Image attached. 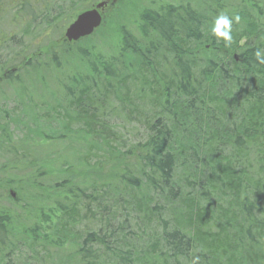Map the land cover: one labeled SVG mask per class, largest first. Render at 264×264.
Wrapping results in <instances>:
<instances>
[{
    "label": "trees",
    "instance_id": "1",
    "mask_svg": "<svg viewBox=\"0 0 264 264\" xmlns=\"http://www.w3.org/2000/svg\"><path fill=\"white\" fill-rule=\"evenodd\" d=\"M96 1L0 0V264H264V0Z\"/></svg>",
    "mask_w": 264,
    "mask_h": 264
},
{
    "label": "rangeland",
    "instance_id": "2",
    "mask_svg": "<svg viewBox=\"0 0 264 264\" xmlns=\"http://www.w3.org/2000/svg\"><path fill=\"white\" fill-rule=\"evenodd\" d=\"M100 1H105V0H98V2H100ZM108 1H110V0H108ZM112 1H115V0H112ZM130 1L134 2V0H130ZM140 1H143V4H146V5H149L153 2L154 6H157L158 2H162V3L163 2H171V0H140ZM96 4H97V1L94 2L93 4L90 2L87 4V7L91 8L90 7L91 5L94 6ZM123 10L126 12V9H123ZM134 11H136V7L134 8ZM77 14L78 13H76V15ZM101 14H102V24H105L106 26L108 25L109 22H111V20H114V18L116 16H118V14L116 13V9L113 6H111L110 4H107L105 7L102 8ZM76 15H74L73 19L75 18ZM132 26H133L132 23H130V22L126 23V28L129 32H131L132 34H135V33L138 34L137 31L135 30V28H133L134 26L133 27ZM105 29L107 30V27ZM96 38H98V40H95ZM94 41L98 42L97 45H100V41H101V46H98V47L101 51H103V50H106V48H107L106 43L109 41V39L108 38H101L100 36L96 35V36H94ZM69 45L73 46L74 44H69ZM82 45L85 46L86 45L85 42H83ZM4 54L5 55H11L12 50L4 51ZM72 71H73V69L71 67H68L67 69L65 68V70L63 71L64 72L63 74L59 73L58 75H53V76L49 77L48 83H49V80H52V79H53V81H55L54 83L53 82L49 83L51 86L50 90H51L53 95H56L58 98H61L60 85L57 81V78L59 77L60 79L64 80L65 79L64 76L69 75ZM7 93H8V96H6V98H8L9 100L10 99L12 100V97L9 94V91H7ZM8 104L10 107H14V105H15L12 101H10ZM116 120L118 121V123H120L119 124L120 127L122 129H124L125 131H131L132 130V126H127V125L122 124L121 120L118 119V117ZM19 131L20 130H17L15 134H16V137L21 138L23 136L24 132L19 133ZM9 157L10 156H8L7 154L0 152V166L3 164H7V163L12 165L10 161L8 162ZM23 170H24L23 167L20 166V164H19V166H16V168H12V169L8 168L5 170V172L0 171V178L2 176H4V177H6V176H19L20 177L22 175ZM18 171H19V173H18ZM16 197H17L16 193L14 191H11V198L14 199ZM0 203L9 206V204L11 202L7 199H5V200L1 199Z\"/></svg>",
    "mask_w": 264,
    "mask_h": 264
},
{
    "label": "water",
    "instance_id": "3",
    "mask_svg": "<svg viewBox=\"0 0 264 264\" xmlns=\"http://www.w3.org/2000/svg\"><path fill=\"white\" fill-rule=\"evenodd\" d=\"M107 2L98 3L95 8L78 14L77 18L67 27L65 38L68 42H76L81 38L90 36L102 23L99 12Z\"/></svg>",
    "mask_w": 264,
    "mask_h": 264
},
{
    "label": "clouds",
    "instance_id": "4",
    "mask_svg": "<svg viewBox=\"0 0 264 264\" xmlns=\"http://www.w3.org/2000/svg\"><path fill=\"white\" fill-rule=\"evenodd\" d=\"M233 19L236 22H239L240 17L235 16L233 18H230L229 16L225 14L219 15L215 20V25L212 28V33L215 35L218 39H223V41L227 44L230 43L233 39L231 35V26L233 23ZM262 53L260 51L256 52L257 59L260 60L261 63H264V59H261Z\"/></svg>",
    "mask_w": 264,
    "mask_h": 264
},
{
    "label": "bare ground",
    "instance_id": "5",
    "mask_svg": "<svg viewBox=\"0 0 264 264\" xmlns=\"http://www.w3.org/2000/svg\"><path fill=\"white\" fill-rule=\"evenodd\" d=\"M75 18H77V15L75 16Z\"/></svg>",
    "mask_w": 264,
    "mask_h": 264
}]
</instances>
